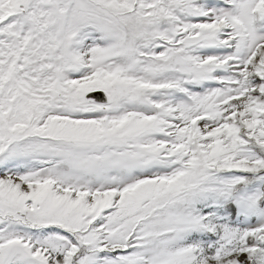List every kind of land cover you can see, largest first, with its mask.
I'll return each mask as SVG.
<instances>
[{"label": "snow or ice", "instance_id": "obj_1", "mask_svg": "<svg viewBox=\"0 0 264 264\" xmlns=\"http://www.w3.org/2000/svg\"><path fill=\"white\" fill-rule=\"evenodd\" d=\"M0 264H264V0H0Z\"/></svg>", "mask_w": 264, "mask_h": 264}]
</instances>
